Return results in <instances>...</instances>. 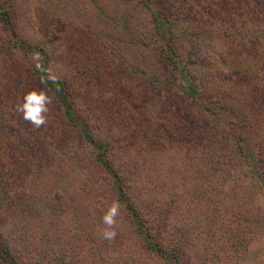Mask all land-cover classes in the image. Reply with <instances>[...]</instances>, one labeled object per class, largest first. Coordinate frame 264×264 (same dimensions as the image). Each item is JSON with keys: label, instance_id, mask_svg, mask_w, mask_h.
<instances>
[{"label": "rangeland", "instance_id": "rangeland-1", "mask_svg": "<svg viewBox=\"0 0 264 264\" xmlns=\"http://www.w3.org/2000/svg\"><path fill=\"white\" fill-rule=\"evenodd\" d=\"M138 1L118 0L109 4L108 18L115 20L95 24L93 15H100L92 12L89 0H18V36L44 46L50 56L52 73L68 78L76 99L77 95L82 98L77 100L82 114L93 127H103L111 142L118 139L119 147L123 148L121 153L138 160L141 208L152 218L158 217L160 221L163 214L168 220L164 236L169 248L179 254L181 264H264V0H164L171 15L169 20L178 28L179 39L182 41L183 32L199 35L192 45H198L204 52L210 51L214 59L211 65L238 85L233 93L235 101L226 102L235 104L232 105L234 110H239L240 101L251 100V110L246 111L247 115L235 129L227 126L225 120L230 121L229 117L213 115H221V110L212 105H207L212 114L198 104L188 106L189 112L207 117L203 119L210 124L200 122L199 126L208 142H217L208 145L205 142L200 148L197 146L199 140L194 139L191 154H188V146L182 148L185 143H173V137L167 135V131L158 132L160 124L174 127L177 119L173 117L170 102L175 99H160L163 89L138 71L142 68L143 58L158 64L154 56L143 52L144 47L133 43L134 39L140 42V38L149 42L146 39L150 32L149 19L137 6ZM157 2L155 0V6ZM207 9L209 13H205ZM55 10L60 20L53 16ZM125 19L131 23L135 38L123 35L125 31L117 25ZM55 22L61 30L60 35L49 39L54 37L49 25ZM96 31L102 35L105 32L116 42L120 52L115 53L110 46H105L99 40L102 35L98 36ZM8 38L10 36L0 28V95L10 97L3 113L8 112V125L16 127L24 120L16 110L17 86L21 84L23 89L32 83L29 70L40 61L8 46ZM225 50L228 53L226 60L230 63L227 67L222 57ZM202 75L203 72H197L195 81L181 75L175 79L170 76L169 80L179 94H183V87L202 84L208 88L206 94L213 93L209 99L217 94L223 96L219 89L229 83L224 81L223 85L212 78L216 85H209L202 80ZM166 77L162 73L161 78ZM251 96L263 99L253 102ZM177 101L182 102L181 98ZM53 106L52 102L47 113L48 123L34 128L32 144L27 147L20 141L12 154L16 164L13 168L17 171L28 169L31 175L14 177L10 183L16 197L25 192L34 196V192L40 190L55 199V196H63L70 205L62 213H53L49 209L41 219H37L33 209L28 212L26 238L29 245H35L38 250L31 246L26 254L32 259L39 253L40 260L44 258L42 264H57L48 250L56 253L65 248L71 252L65 259L68 264H99L103 259L102 264H163L155 258L151 261L148 254L136 260L131 257L139 247L138 242L131 240V244H127L129 231L125 224L115 227L118 233L114 240L102 238L101 231L105 226L90 209L93 199L88 196L89 190H79L80 170L71 165L76 157L72 158L67 149L59 148L66 140L64 132L67 137L74 138V142L75 134L66 132ZM26 126L27 123H23L17 133L21 138L26 137ZM36 135L40 136L38 144L34 141ZM7 140V135L0 130L2 154ZM34 144L37 148L43 147V156L31 151ZM3 156L0 170L7 174L11 168L4 165L7 161L5 154ZM61 165L65 169L61 170ZM42 168L47 171V176L49 171L53 172L46 187L42 177L35 179ZM61 172H67L66 176L70 174L68 184L60 176ZM35 181L39 182L36 189L33 188ZM54 187L69 190V195L65 196L62 189L54 191ZM20 210L14 205L8 206L0 213V219L11 226L12 221L20 219ZM79 218L84 225L82 229L77 227ZM44 232L50 234L49 240L43 238ZM59 232L61 238L55 239ZM121 242H125L124 245ZM73 253L76 254L74 261L71 260ZM36 260L37 257L32 259Z\"/></svg>", "mask_w": 264, "mask_h": 264}, {"label": "trees", "instance_id": "trees-1", "mask_svg": "<svg viewBox=\"0 0 264 264\" xmlns=\"http://www.w3.org/2000/svg\"><path fill=\"white\" fill-rule=\"evenodd\" d=\"M17 1L18 0H0V28L10 36V38H8V46L17 48L26 54L33 55L34 53H39V56L42 58L39 59L40 62H38L42 70H38L36 66H33V68L29 70L30 75L33 77L32 83L30 82V85L26 84L23 89L20 88L22 87L21 84H18L16 90V95L18 96L17 104H21L24 94L32 89L44 90L49 96L53 97L54 112L58 113V121L63 124L68 134L74 133L76 138L74 142L72 141L74 138L70 136L67 137V134L64 132L66 140L62 141L59 148H64L65 151L67 149L72 158L76 157L71 165L72 167L78 166L80 170L78 178L81 183V188L79 187V190H89L88 196L93 199L90 203V209L98 216L99 223H102V216L107 208L114 201H118L120 205V214L116 218L117 223L115 227L121 223L125 224L129 231L126 239L127 244H131L129 243L130 240L133 243L138 242L139 248L131 253V257L133 256V259L136 260L137 258H141L142 255L148 254L151 261L155 258L158 261L161 260L163 264H181L180 256H178L179 254L174 248H169L167 239L164 236L165 231H167L168 220L163 214L160 217V221L158 217L152 218L151 215L143 212L141 208L142 191L137 183L139 177L138 160L128 154L121 153L123 148L121 149L119 147V140L116 139L118 142L116 140H112L111 142L109 135H106V131L103 127L97 128L92 126L90 120L86 118V116L82 114V110L78 108L77 100H82V98L77 95L76 99L68 78H61L55 75L57 77L55 83L48 79V73H52L48 51L42 44L31 43L27 39L19 38L18 36L16 20L18 19L17 16L19 12L16 8ZM117 1L118 0H89L92 12L96 11L100 15V17L93 15L95 24H106V22L112 19L115 20V18H108V5L113 2L117 3ZM154 3L155 0H139L138 3L136 2L142 12L146 13L148 16L150 23L148 28L150 32H148L146 36L149 42L141 40L140 38V42L134 39L133 43L134 45L137 44L144 47L143 52L150 53L154 56L158 64H155L152 60L143 58L142 68L138 71L145 79L157 83L158 86L163 89L159 96L160 99L165 98L168 100L171 97L175 99L170 102V109H173L174 113L173 117L177 119V121L174 122V127L171 128L168 124H160L158 132L161 133L162 130L167 131V135L169 134L170 137H173V143H185L182 148L188 146V154H191L194 147V139L199 140L197 146L200 148L205 142H207V145L209 143L216 144L217 142H208L201 131V126H199V124L202 122L210 124L207 122V119H203L207 117L189 112L191 110H188V106L191 107V105L196 106V104H198L211 113L212 110L207 107V105H212L218 108V110H221V115L217 113L213 115L216 117H229L230 121L225 120V122L230 129H235L238 127L237 125L240 120L247 115L246 111L249 109L251 110V106L249 105L251 100L247 99L245 102L240 101V105L238 106L239 110H234V106L232 105L235 104L230 105L226 101L229 100V103L235 101L236 97L233 93L237 91L238 85H236L232 79L223 76L219 70H216V66L211 65L214 59L210 51L204 52L198 45H192L194 40L198 39L199 35L196 33L189 35L183 32L181 33V37L183 38L182 41L179 39L180 37L177 34L178 28L169 20L171 15L168 13L169 9L165 8L164 0H158L156 6ZM92 5H94V8ZM56 11L57 10L53 12V16L56 20H60V15L56 14ZM209 12V9L205 11V13ZM56 25V22L49 25V29L52 30L54 36L53 38L49 37V39H55L60 35L61 30H59ZM117 25L122 27L125 31L123 35L130 38L134 37L131 29L132 26L128 19L123 20L122 23H118ZM56 31H58V34H55ZM96 33L98 36L102 35V32L98 34L96 31ZM99 40L105 46H110L115 53L120 52V49L115 45L116 42L106 35L105 32L99 37ZM53 41L55 42V40ZM118 42L121 43L119 40ZM142 55H144V53H142ZM227 55L228 53H226L225 50V52L222 53V57L225 59L223 63L226 67L230 65L228 60H226ZM218 65L219 64H217V66ZM195 72H203L202 80L205 79L203 81L209 85H216V82H212V78L219 80L222 84L224 81H227L229 84H223L226 87L219 89L220 92L223 93V96L217 94L214 98L209 99L208 97L212 96L213 93L209 95L206 94L208 88L203 87L202 84L199 86L191 84L186 86L187 88L183 87V94L176 93L174 91L175 84L169 80V77L172 76L173 79H175L177 75H181L182 77L195 81ZM162 73H165L167 77L162 79ZM210 89L212 88H209V90ZM19 90H21V92ZM20 93L22 94L21 96L19 95ZM9 98L8 95H6V98H4V95H0V130L2 134L7 135L8 139L7 145L3 150V154H5L7 161L4 165L10 166L11 168V172H7V174H3V171L0 170V213H3L8 206L12 207L14 205L16 208L18 207L21 209V217L18 221H12L11 226H8L3 219H0V264H42L44 258L40 260L39 253L36 254V256H32V259L37 257L38 261H32L30 256L26 254L28 250H31V246H35L29 245V240L26 238L29 226L28 212L33 209V211H36L37 219H41L49 209L53 213H62L64 212V208L70 204L64 201L63 196H55V199L54 197H49L50 193L40 190L35 191L34 196L27 195L25 192L22 196L16 197L14 188L13 190L11 188L10 179L14 177L20 178V176L28 178L31 173H28V169L15 170L13 167H16V164L13 161L12 154L14 150L17 149L16 145H19L20 141L21 145L27 144V147L32 144L33 141L31 139L35 134V130L29 122H25L24 120L16 127L8 125L9 121L6 119L8 112L3 113V109L8 108L7 101L10 100ZM180 98L182 102L178 103L177 99ZM251 99L255 102L256 99L258 101L263 98H261V96L255 98L251 96ZM186 102L188 103L184 107ZM20 115L22 116L21 113ZM240 115H242V117ZM23 123H27L25 129L28 132H26L25 138H21L20 135H17L18 131L22 129ZM232 135H234V138H237V134H233L232 132ZM39 137V135H36L34 141ZM39 141H36L37 144ZM237 145L238 149L241 150V146H239L238 143ZM32 149L31 151L37 153L40 157L43 156V147L39 148L38 146L37 148V145L34 144L32 145ZM3 154L0 153V162L4 160ZM32 155L34 156L35 154ZM61 167V170H63V168L65 169L64 165H61ZM66 174L67 172H61L60 176L64 177L68 184L70 181L68 179L70 174H68V176H66ZM51 175H53L52 171H49V176H47V171L42 168L41 171L36 174L35 179L42 177L46 187L47 184L49 185ZM56 183L59 184V182ZM70 184L72 183L70 182ZM54 185L52 184V187ZM38 186L39 182L35 181L33 183V188L36 189ZM29 187L30 186H28V188ZM57 188L58 187H54V191H61L62 189L65 196L66 194L69 195V190L63 188L57 190ZM36 193H39L38 196ZM16 199L18 202H15ZM46 200H48V202L44 204ZM57 201L61 202L59 203ZM34 204H36L35 207L33 206ZM99 223L96 222L97 227H100ZM77 224H79V226H77L79 229L84 227L81 218L78 219ZM115 231L118 233V229H115ZM61 235L62 234L59 232L58 237H55V239H60ZM43 238L49 240L50 234L44 232ZM122 243L123 242H121V245ZM34 250H38L36 246ZM48 251L51 254L50 257L56 260L57 264H68L65 262L66 257L71 253L68 249L61 248V252L55 251L56 253H54V251ZM73 255L74 256L71 255V260L76 258V254L73 253ZM41 257H43V255ZM99 257V254L96 253V258ZM103 262H105V259L99 264Z\"/></svg>", "mask_w": 264, "mask_h": 264}, {"label": "clouds", "instance_id": "clouds-1", "mask_svg": "<svg viewBox=\"0 0 264 264\" xmlns=\"http://www.w3.org/2000/svg\"><path fill=\"white\" fill-rule=\"evenodd\" d=\"M33 58L36 60L42 59L39 53H34ZM38 70H42L41 65L37 63ZM48 79L53 83L57 81V77L48 73ZM52 98L44 90L32 89L24 94L23 102L17 105V111L22 114V118L29 122L34 128H41L48 123L47 113L49 105L52 104ZM120 214V205L118 201H114L104 212L102 223L105 225L101 231V236L104 239L112 241L117 233L114 230L117 223L116 218Z\"/></svg>", "mask_w": 264, "mask_h": 264}]
</instances>
